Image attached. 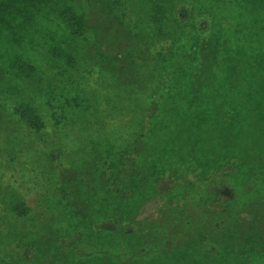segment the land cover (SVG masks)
Instances as JSON below:
<instances>
[{"label":"rangeland","instance_id":"rangeland-1","mask_svg":"<svg viewBox=\"0 0 264 264\" xmlns=\"http://www.w3.org/2000/svg\"><path fill=\"white\" fill-rule=\"evenodd\" d=\"M67 7L86 19L104 11L114 20V45L99 39L109 28L74 34L62 17ZM26 8L27 19L10 15V25H0V264H39L32 242L40 239L51 242V264H264V0H48ZM193 35L203 43L200 82L189 79ZM126 43L131 58L102 56ZM18 59L33 67L29 77L18 74ZM150 65L161 77L154 85L145 77ZM157 90L166 91L154 101L160 110L193 104L209 118L203 135L218 143L210 156L227 161V236L186 260L177 257L178 237L156 226L164 210L155 201L135 205L121 229L80 232L53 182L59 164L85 177L125 143ZM23 105L40 117V129L14 113ZM164 119L158 112L150 142L173 136ZM20 202L29 207L24 216L15 210Z\"/></svg>","mask_w":264,"mask_h":264},{"label":"trees","instance_id":"trees-1","mask_svg":"<svg viewBox=\"0 0 264 264\" xmlns=\"http://www.w3.org/2000/svg\"><path fill=\"white\" fill-rule=\"evenodd\" d=\"M47 1L0 0V25H10L8 20L10 15L21 14L22 18L27 19L28 15L31 16L33 13L32 9L26 8L27 6L33 8L40 4L42 6ZM89 1L90 6L96 3V0ZM103 12L101 11L99 15L89 11L88 15L91 18L86 19L85 14L75 13L72 7H67L62 11V17L76 35L87 32L90 27L93 29L99 27L102 30L109 28L107 33L100 34L99 39L114 45L110 40L115 29L114 20L108 15L101 16ZM178 13L176 12V20H180ZM176 20L173 19L172 22L179 25ZM195 38L193 35L189 53L196 67L189 79L197 78L200 82L202 75L198 71V64L202 66L204 57L198 52L203 43L201 44V37ZM124 45L126 46H121V49L113 54L114 46L107 53L101 51L102 56L107 60L110 56L112 60L119 61L121 56L131 58L127 43ZM200 51L202 52V49ZM16 64L19 75L23 77L31 75L33 67L29 63L18 59ZM114 66L110 67L112 76H115ZM147 73L145 77H149L153 85L161 79L151 71V65ZM137 75L140 76L139 73ZM163 78L165 81H170L171 73L167 71ZM164 94L160 93V90L151 93V105L144 107L147 116L139 121V129L134 127L130 130L129 137L118 149L105 151L104 155L99 157V164L93 168V173L89 172L84 177L81 171L59 164L53 182L65 205L77 217L78 225L81 227L80 232L85 228L93 229L101 224L109 226L115 224L121 229L120 226L130 220L141 201H155L154 203L159 204L161 210H164V216L155 219L156 226L166 227L168 235L171 231L178 237L175 246H180L181 249L177 257L186 260L190 250L195 252L200 246L211 245V242L227 236V161H219L216 157L210 156L211 149L218 147V143L208 144L210 138L207 139L206 135H203L206 132L203 129V122L209 121V118L193 104L183 108L173 105L160 110L159 104L156 105L155 102L158 103L163 99ZM14 110V113L29 126L35 129L42 127L40 117L29 106L23 105ZM154 112L163 114L164 121H167L164 126L173 133L165 145L150 142L153 141L152 133L155 131L154 118L157 114L153 115ZM147 117L152 120L151 126H148ZM94 174L98 176L96 179ZM86 197L94 198L92 205V202H85ZM95 201L101 205L97 210ZM28 209V205L24 202L18 203L15 208L19 216L26 215ZM208 215L211 216L206 218ZM158 220H161V223ZM50 243L48 239L32 242L33 248L36 249L32 257L39 264H51L48 258ZM30 259L31 257L25 259V262ZM12 262L19 264L17 258Z\"/></svg>","mask_w":264,"mask_h":264}]
</instances>
